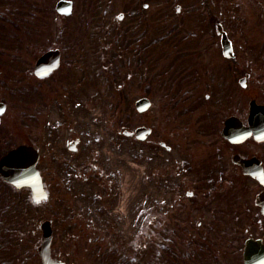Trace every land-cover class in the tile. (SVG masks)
I'll list each match as a JSON object with an SVG mask.
<instances>
[{
	"label": "flooded vegetation",
	"instance_id": "flooded-vegetation-1",
	"mask_svg": "<svg viewBox=\"0 0 264 264\" xmlns=\"http://www.w3.org/2000/svg\"><path fill=\"white\" fill-rule=\"evenodd\" d=\"M127 3L126 11L116 16L122 34L111 44L89 42L91 61H83L87 57L83 49L74 50L81 54L68 60L58 45L48 49L60 51L59 63H49L43 71H38L37 63H0V161L20 145L36 148L47 192L41 203L46 204L53 228L59 220L66 228L87 226L99 232L122 220L117 217L122 207L116 205L131 185L122 171L131 178L133 138L142 143L144 205L155 180L156 226H176L173 237L158 238V264H264V63H242L243 54L229 30L233 54H224V21L213 29L212 19L205 17L208 20L195 27L194 15L180 12V5L176 10L185 15L183 20L150 18L135 2ZM258 15L264 17V0L258 4ZM59 16L63 20L56 37L61 42L70 15ZM2 43L0 34L1 48ZM151 46H158L152 55L159 59L157 65L148 63ZM164 57L172 63H162ZM20 58L12 55L13 61ZM149 75L158 78L162 90L158 124L139 125L151 132L139 140L131 133L138 126L127 128L130 133L124 129L114 148L113 141L99 132L88 139V121L99 109L95 105L99 97L149 98L152 105L147 110L139 112L135 106L141 115L153 108ZM42 111L43 145L34 130ZM107 129L115 138L113 128ZM56 194L61 196L59 216L51 207ZM79 198L87 201L86 206L76 204ZM18 202L19 189L0 176V264H35L34 243L28 242L33 246L27 252L20 250L25 236L19 228ZM146 213L134 218L142 228ZM228 227L235 232L227 235ZM213 229L225 234L212 235ZM52 254L62 257L54 248ZM39 262L43 264L41 258Z\"/></svg>",
	"mask_w": 264,
	"mask_h": 264
},
{
	"label": "rangeland",
	"instance_id": "rangeland-1",
	"mask_svg": "<svg viewBox=\"0 0 264 264\" xmlns=\"http://www.w3.org/2000/svg\"><path fill=\"white\" fill-rule=\"evenodd\" d=\"M57 1L0 0V34L3 39L2 48L0 47V56L5 57L0 58V63H35V60L43 51L51 46L58 45L67 52L65 58L68 60L76 59L75 55L81 54L80 51L74 52V50L83 49L87 55V57L83 58V61H91L92 47H88L89 42L95 45L111 44L114 36L119 37L122 34L123 25L116 23V16L120 11H126L123 6L128 0H73L74 12L67 17L63 25V29H65L64 37L59 42L57 40L58 37H56L57 27L63 19L56 12ZM261 1L129 0V2L137 4L140 12L150 14V18L175 16L177 20H183L185 15L178 14L176 10L177 5H180V12H190L189 18L194 15L197 20L195 27H201L203 22L208 20L209 17L212 19L213 23L210 27L213 29L217 28L218 22L224 21L225 29L232 33L236 48L243 54L242 63H264V17L258 15V4ZM144 3H148L149 6L143 7ZM14 14L19 17H16L19 22L18 25L13 22L12 17ZM19 25L21 28L23 27V33L19 30ZM189 27H192V25ZM102 36H107V38L102 42L97 40ZM157 47H149L148 63H159V59L152 56L156 54L155 52L157 51L155 50ZM18 54L19 57L20 55L22 56L20 59L23 60L17 61L16 59V61H13L12 55L18 56ZM162 63L172 62L170 58L164 57ZM157 79L155 76L149 75L147 85L148 89L153 92L151 98L155 104L146 114L141 115L136 112L135 101L137 96L135 95L131 98V101L119 99V97L113 100L102 97L97 98L95 105L99 109L91 115L88 121L90 123V131L87 133L88 139L94 133L99 132L105 138H110L113 141L110 145L114 148V146H118L116 140L124 136L122 132L124 129H135L136 126L147 123L156 126L160 118L159 102L161 101L162 92L158 87ZM111 103H114L112 107L110 106ZM129 108H131V115L128 111ZM19 112L21 116H25L22 107H20ZM21 123H25V121H21ZM44 123V112L42 111L36 123L37 126L35 129L33 128L36 134H40L42 145ZM107 128H113L112 131L116 134L115 138L113 133ZM151 139L158 141L159 138L152 137ZM131 141V154L133 156L131 178H129L127 171L126 173L125 170L122 171V177H124L125 181L130 182L131 185H129V188L124 192V196H121L120 201L116 205L118 209L120 206L124 208V210L121 209L119 211L121 214L118 213L117 216L122 219L119 224L115 227L105 228L104 226L98 232V229L95 231L94 227L87 226L66 228L59 220L55 221L54 251L61 254V258L69 264H123L120 259L121 255H129L134 264H157L159 236L163 235L168 238L175 235L173 230L176 232V226H165L162 229L160 226H156L158 195L156 189H154L156 187L155 180L149 185V195L146 196V206L144 205V196L142 198V194H140L142 191L140 186L141 166L143 164V159L140 157L142 143L135 142L133 138ZM153 157L154 155L150 151L152 165L155 163ZM119 165L123 167L122 162ZM29 201V192L20 191L18 204L20 220H23V223H21L19 228L20 232L25 236L20 241V250L22 252H27L29 245L32 246V243H35L34 238L40 233L38 229L39 221L51 216L46 209L45 203L34 209H28L31 204ZM121 201L123 202L121 203ZM140 203L143 205L140 206ZM76 204L78 206H86L87 201L79 198ZM26 207L28 213L23 217L22 212ZM51 207L53 214L55 213L56 216H59L62 209L61 196L59 194L53 197ZM143 211L147 212L148 216L144 225L146 227L143 226L142 228L136 223L137 217L135 220L134 218L135 215L140 216ZM142 218H145V214L142 215ZM34 229L35 234H33ZM227 230H229L227 235L235 232V229L230 227ZM221 231V229H213L212 235L225 234ZM99 234L104 236L99 238ZM180 235L184 237V235ZM29 241L32 243H28ZM33 261H35V264H40L37 255Z\"/></svg>",
	"mask_w": 264,
	"mask_h": 264
},
{
	"label": "water",
	"instance_id": "water-1",
	"mask_svg": "<svg viewBox=\"0 0 264 264\" xmlns=\"http://www.w3.org/2000/svg\"><path fill=\"white\" fill-rule=\"evenodd\" d=\"M57 10L62 13H70L72 11L71 0H59L57 3ZM226 36L223 38V45L225 51L227 48ZM227 53V52H226ZM59 62V51L50 50L42 55L37 61L38 71H42L49 65V63ZM149 100L141 99L137 101L139 110H143L149 106ZM147 129L139 127L137 129V136L142 138ZM38 160L37 151L26 145L19 146L11 150L5 155L0 162V174L2 177L16 185L17 187L28 186L32 190L34 200L38 201L46 197V192L43 188V181L39 170L36 167ZM43 234L42 240L38 247V251L44 261V264H66L60 260H55L51 256V241H52V227L49 221H45L41 225Z\"/></svg>",
	"mask_w": 264,
	"mask_h": 264
}]
</instances>
